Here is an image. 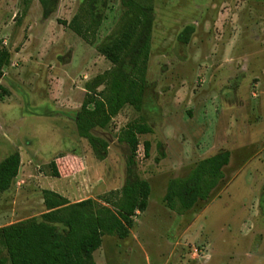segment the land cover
<instances>
[{
  "label": "rangeland",
  "instance_id": "obj_1",
  "mask_svg": "<svg viewBox=\"0 0 264 264\" xmlns=\"http://www.w3.org/2000/svg\"><path fill=\"white\" fill-rule=\"evenodd\" d=\"M81 2L56 0L44 16L39 0H0V49L10 53L0 76V157L9 144L21 162L12 191L0 197L8 211L0 226L39 217L43 189L101 203L100 195L140 178L150 185L146 210L132 217L126 238L103 236L95 264H264V0H154L143 106L127 105L91 131L108 143L102 159L78 135L75 117L87 84L112 66L96 46L123 6L97 0L103 19L89 44L58 21ZM186 26L193 31L183 43ZM138 116L151 132L139 135L129 169L117 134ZM225 151L224 176L208 198L182 212L169 208L168 181ZM0 259L8 264L1 243Z\"/></svg>",
  "mask_w": 264,
  "mask_h": 264
},
{
  "label": "trees",
  "instance_id": "obj_2",
  "mask_svg": "<svg viewBox=\"0 0 264 264\" xmlns=\"http://www.w3.org/2000/svg\"><path fill=\"white\" fill-rule=\"evenodd\" d=\"M39 2L47 16L56 0ZM121 4L123 12L114 31L96 46L97 52L112 66L96 76L94 87L87 84L89 92L75 117L78 135L87 140L99 159L104 158L108 143L91 131L96 127L105 128L127 105L140 112L145 92L154 0H121ZM102 11L97 0H82L70 20L58 21L92 44L102 23ZM192 31V26H186L178 40L187 43ZM8 64L10 53L0 49V76ZM99 86L102 89L98 90ZM149 132L151 127L142 116L120 128L117 140L128 146L129 169L134 163L139 135ZM149 148V141H144L145 156ZM228 162V151L211 155L200 159L185 176L170 179L164 195L168 207L182 212L206 200L223 178V168ZM49 165L51 175L58 177L54 160ZM19 167L20 154L16 150L0 160V194L11 188ZM149 195L148 181L140 178L100 195L101 203L90 197L70 202L54 190L43 189L44 212L39 217L0 226V243L6 249L10 264H95L93 253L101 246L103 236L126 238L134 224L132 217L146 210ZM0 264H5V260L0 259Z\"/></svg>",
  "mask_w": 264,
  "mask_h": 264
},
{
  "label": "crops",
  "instance_id": "obj_3",
  "mask_svg": "<svg viewBox=\"0 0 264 264\" xmlns=\"http://www.w3.org/2000/svg\"><path fill=\"white\" fill-rule=\"evenodd\" d=\"M95 129V128H94ZM93 129V130H94ZM97 136H99V137H101V138H104L103 136H101V135H97ZM7 146L6 147H9V151H8V153L6 154V155H8L9 153H11V150H13V148L12 147H10L9 146V144H6ZM33 145L34 146H36L37 144H35V143H33ZM38 149V150H37ZM41 149H42V145L39 147V148H34V151H33V155H35V154H37L38 152H39V150L41 151ZM6 155H4V156H2V157H0V160L2 159V158H4ZM20 165H21V162H20ZM19 170H20V167H19ZM19 172V171H18ZM17 176H18V174H17ZM17 176H16V178H17ZM9 191H12V188H10V189H8V190H6V191H4L3 193H1L0 195V197H1V199H2V197H4V196H2V195H6L5 193H9ZM0 218L1 219H4V218H7L8 216V211H6V210H3V209H1L0 210ZM10 223H12V222H10ZM9 224V223H8ZM5 225H7V224H5ZM2 226H4V225H2ZM7 263L8 264H10L9 263V261H7Z\"/></svg>",
  "mask_w": 264,
  "mask_h": 264
}]
</instances>
